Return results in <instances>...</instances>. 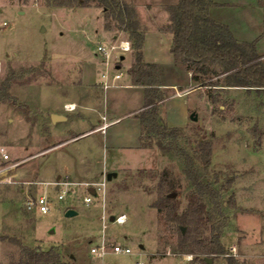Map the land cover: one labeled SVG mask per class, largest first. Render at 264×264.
<instances>
[{
    "label": "rangeland",
    "instance_id": "1",
    "mask_svg": "<svg viewBox=\"0 0 264 264\" xmlns=\"http://www.w3.org/2000/svg\"><path fill=\"white\" fill-rule=\"evenodd\" d=\"M177 1L120 0L136 12L146 34L148 57L160 63L161 83L183 86V90H166L159 110L161 124L180 130V144L191 152L198 149L199 141L212 148L210 164L206 167L198 160L197 167L202 179L222 195L226 256L242 264H264V94L247 90L225 94L220 88L194 83L191 72L176 62L163 38L153 36L159 28L168 35L170 21L165 8ZM217 5L211 10L214 19L230 25L237 22L233 5ZM103 16L102 9L95 6L54 8L46 0H0V80L10 67L18 70L45 64L40 73L30 75L28 84L10 89L12 99L0 102V147L8 150L12 164H18L5 174L11 182L0 179V264H25L28 257L23 248L54 250L71 264H199L193 255L177 250V225L156 206L165 171L178 184L175 198L180 214L192 188L183 161L172 152H162L155 142L143 148L139 139L142 151H91L83 158L90 176L102 169L117 176L108 181L104 174L98 181L73 185L64 201L57 200L62 187L57 188L55 178L44 179L43 166L52 160L51 155L43 154L44 145L61 141L50 138L41 125L42 90L52 85L73 93L82 76V64L94 66L93 74L101 79L104 67L96 61L97 45L109 44L102 40L111 41L114 35L127 38L115 29L107 31ZM231 27L233 31V24ZM132 56L133 51L121 55L124 69L131 66ZM212 82L222 84L223 78L206 84ZM190 91L185 99L168 100ZM125 105L130 108L133 103L126 101ZM185 109V126L170 127L168 112L180 119ZM192 114L196 121L190 118ZM94 137L79 144L90 143ZM74 146H66L64 152H71ZM96 182L104 183L103 190L89 192ZM38 194H47L53 201L49 214L26 211L27 196ZM87 195L92 197L90 205L83 202ZM70 208L76 216L66 217ZM111 216H125L126 221L112 223ZM103 243L108 253L99 258L91 249ZM116 245L129 248L131 254L114 253L111 247ZM224 257H219L217 264H226Z\"/></svg>",
    "mask_w": 264,
    "mask_h": 264
},
{
    "label": "trees",
    "instance_id": "2",
    "mask_svg": "<svg viewBox=\"0 0 264 264\" xmlns=\"http://www.w3.org/2000/svg\"><path fill=\"white\" fill-rule=\"evenodd\" d=\"M54 8H83L95 6L102 9L104 27L107 31L115 29L123 32L132 44L133 60L128 75L133 85L145 87L144 110L136 117L141 125L140 141L143 148L150 142L165 153L172 152L183 161L184 173L192 188L188 204L180 214L175 193L178 184L170 180L164 172L160 182V195L156 206L165 213L167 220L174 221L178 229L177 250L182 254L193 255V261L208 264L211 258L217 264L224 257L226 264H242L232 256H226L223 232L226 216L221 193L210 182H205L198 170V160L208 166L211 162L212 148L209 143L199 141L198 149L191 152L180 144V130L167 129L161 124L159 102L165 99L166 89H162L158 65L144 62L145 37L141 32L136 12L124 6L120 0H46ZM215 0H178L165 8L170 24L166 31L171 37L170 53L176 62L191 72L192 80L200 87H241L264 93V66L259 54L252 45L238 42L230 27L211 14L217 7ZM45 64L8 68L6 76L0 80V102L12 99L10 89L14 85L28 84L30 75L40 73ZM223 78V83L212 82ZM233 200V199H232ZM185 228V232H182ZM28 260L25 264H71L60 253L23 248Z\"/></svg>",
    "mask_w": 264,
    "mask_h": 264
},
{
    "label": "crops",
    "instance_id": "3",
    "mask_svg": "<svg viewBox=\"0 0 264 264\" xmlns=\"http://www.w3.org/2000/svg\"><path fill=\"white\" fill-rule=\"evenodd\" d=\"M215 2L219 3L220 8L227 7L229 4L235 7L237 22L232 23L235 29L232 31V24L230 25L226 21L220 22L230 27L238 42L252 45L259 54L260 61L264 66V0H234L232 3L228 0H215ZM141 32L145 37L144 62L159 66V61L149 59L146 34L145 31ZM153 36L158 40L163 38L170 51L169 33L165 36L159 28V30H155ZM119 38L121 37L114 35L111 41H102L113 43ZM96 61L101 64L99 66H103L100 56L96 58ZM119 66L125 71L124 76L114 82L116 86L108 90L102 89L101 79L97 78V73L93 74L94 66H87L86 64H82V76L75 83L73 93L68 90L59 91L52 85L44 86L40 96V106L43 111L39 116L41 125L48 129L50 138L61 141L44 145L43 154L52 157L49 165L43 166L44 179L50 180L51 177H54L55 183L66 180L75 186L88 184L95 180L98 181L104 174H108L102 169L92 176L89 175V169L84 165L83 158L91 151L96 148H102L104 151L108 149H136L142 151L139 141L141 125L136 115L145 109V87L133 85L128 75V69H124L122 63ZM161 88L166 90L180 88L183 90V86L179 83L163 84ZM220 90L225 94L235 90L256 91L264 94L262 91L258 92L254 89L248 90L241 87H221ZM189 93L191 91L186 96L170 97L168 100H182L185 99L183 97L187 98L190 95ZM126 101H131L133 105L130 108L127 107L125 105ZM162 103L163 101L158 103L159 110ZM66 105L75 106V109L67 111L65 109ZM52 115H59L64 119L52 121ZM187 115V109L183 111L180 119H175V116L173 117L168 112V116L172 119V123H169L170 127L185 126ZM102 117H105L106 120H102ZM104 124H107V127L101 130L100 127ZM93 136L95 137L92 138L90 143L79 144L82 139ZM69 145L75 146L71 152L65 153L64 148ZM21 192L24 193V190L22 189Z\"/></svg>",
    "mask_w": 264,
    "mask_h": 264
},
{
    "label": "built area",
    "instance_id": "4",
    "mask_svg": "<svg viewBox=\"0 0 264 264\" xmlns=\"http://www.w3.org/2000/svg\"><path fill=\"white\" fill-rule=\"evenodd\" d=\"M5 25V24H4ZM98 55L102 58V64L104 70L101 73V87L104 90H108L113 86H116L114 82L120 80L125 71H123L122 67L119 66L121 64V55L132 52V44L127 38H119L115 40L113 43L104 44L100 43L96 47ZM65 109L67 111H72L75 109V106L66 105ZM102 120H106L105 117H102ZM107 127V124H104L100 127L101 130H104ZM10 154L5 147H0V179L11 182V177L8 179L5 177V174L16 167L18 164H12ZM56 185L62 187L59 189L57 194V200L64 201L66 196L73 191V183L70 182H57ZM72 187V190L69 188ZM104 183L96 182L89 187L94 190V193H99L103 190ZM83 202L86 205H90L92 203V197L87 195L84 197ZM25 209L28 212H38L41 214H49L53 207V201L49 198L47 194H40L37 196H27L25 203ZM126 221L125 216H119L115 218V222L122 224ZM112 251L116 254H131V250L129 248H122L119 245L112 246ZM91 252L99 258H103L107 253V246L103 243L98 247H93Z\"/></svg>",
    "mask_w": 264,
    "mask_h": 264
},
{
    "label": "water",
    "instance_id": "5",
    "mask_svg": "<svg viewBox=\"0 0 264 264\" xmlns=\"http://www.w3.org/2000/svg\"><path fill=\"white\" fill-rule=\"evenodd\" d=\"M121 60H124V57H121ZM190 118H191L192 120H194V121H196V119H197V118L194 116V114H192V115L190 116ZM51 119H52V121H56V120H60V119H64V118H63L62 116H59V115H52V116H51ZM116 176H117L116 173H108V174L106 175V178H107L108 181H111L112 178H113V177H116ZM89 192L94 193V190H93V189H90ZM175 196H176L175 193H173V194L170 195L171 198H175ZM65 215H66V217H74V216L77 215V212H76L75 210H73V209H68V210L66 211V214H65ZM109 220H110V222L114 223V222H115V217H114V216H111ZM52 232H53V231H52ZM182 232H183V233L185 232V228H182ZM206 261H207L208 264H213V261H212L211 258H206Z\"/></svg>",
    "mask_w": 264,
    "mask_h": 264
}]
</instances>
